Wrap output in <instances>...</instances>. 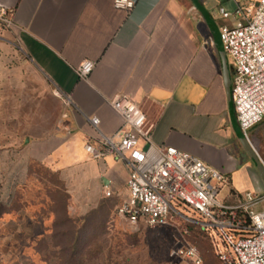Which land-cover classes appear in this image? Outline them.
<instances>
[{"label":"crops","instance_id":"0c3cea01","mask_svg":"<svg viewBox=\"0 0 264 264\" xmlns=\"http://www.w3.org/2000/svg\"><path fill=\"white\" fill-rule=\"evenodd\" d=\"M249 2L135 0L124 10L114 0H0L11 21L0 31V113L15 106L31 130L20 145L0 144V264H67L58 254L62 242L51 239L59 215L51 189L68 194L73 218L127 196L129 168L100 134L121 127L111 104L121 94L154 124V144L175 146L224 174L220 198L236 203L241 193H264L212 30L220 7L234 12ZM84 60L95 62L86 80L77 74ZM8 74H16L17 95H7L14 85ZM86 116L100 118L99 130ZM5 130L1 125L0 137ZM249 132L264 163V120ZM88 143L104 154L94 158Z\"/></svg>","mask_w":264,"mask_h":264},{"label":"built area","instance_id":"2783aa9c","mask_svg":"<svg viewBox=\"0 0 264 264\" xmlns=\"http://www.w3.org/2000/svg\"><path fill=\"white\" fill-rule=\"evenodd\" d=\"M117 9L131 10L135 0H114ZM221 18L236 23L219 27L232 81V101L238 123L248 132L264 120V0L239 5L234 12L220 7ZM11 24L0 10V31ZM95 62L84 60L77 74L86 80ZM111 104L122 118L113 135L100 132L101 141L115 158L126 163L127 196L117 208L120 216L149 228L168 225L176 218L196 224L213 242L222 264H264V193L239 194L236 203L220 198L224 174L175 146L156 145L154 124L131 96H116ZM99 130L100 118L86 116ZM86 150L99 158L104 153L92 144ZM106 195L111 196L109 186ZM172 256L202 264L194 244L176 248Z\"/></svg>","mask_w":264,"mask_h":264},{"label":"rangeland","instance_id":"374dc122","mask_svg":"<svg viewBox=\"0 0 264 264\" xmlns=\"http://www.w3.org/2000/svg\"><path fill=\"white\" fill-rule=\"evenodd\" d=\"M218 14V12L214 13L219 27L224 23H236L234 17L223 19L218 17ZM15 75L8 74L10 79L13 78L14 83L12 88L6 89L8 96L17 95ZM4 108L9 107L4 106ZM2 112L3 114L0 115L6 119L0 121V126L2 125L9 135L0 137V144L2 146L22 144L23 136L31 131L30 127L18 117L15 106H10V111ZM250 135L251 133L248 132V139ZM261 143L264 157V137L261 138ZM258 158L260 159L259 156ZM260 161L264 166L263 161L261 159ZM50 179H53L52 176ZM120 202L112 201L99 205L98 211L101 215L94 216V228L88 229V238H91L92 242L89 249L84 250L87 253L85 264H189L181 257L172 256L174 249L188 244L197 246L203 258L202 264H222L215 253L212 240L196 224H188L180 218L157 228L133 224L118 214L117 208Z\"/></svg>","mask_w":264,"mask_h":264},{"label":"trees","instance_id":"16d2710c","mask_svg":"<svg viewBox=\"0 0 264 264\" xmlns=\"http://www.w3.org/2000/svg\"><path fill=\"white\" fill-rule=\"evenodd\" d=\"M50 192L52 195L55 194V198L57 196L59 198V215L54 222L58 230H53L51 238L55 242L58 240L62 242L58 254L64 256L67 264H85L87 253L84 250L89 249L92 242V239L88 238V229L94 228V216L101 215V213L95 210L85 217L73 218L69 216L67 210L68 194L62 190L54 192L51 189ZM51 208L56 209L57 204L53 202Z\"/></svg>","mask_w":264,"mask_h":264},{"label":"water","instance_id":"95a60500","mask_svg":"<svg viewBox=\"0 0 264 264\" xmlns=\"http://www.w3.org/2000/svg\"><path fill=\"white\" fill-rule=\"evenodd\" d=\"M213 34L216 40V44L218 47V50L220 52V56L222 58L223 64H224V68H225V72L227 74V79H228V94L230 97V100H232V95H231V72H230V67H229V62H228V58L227 55L224 51L221 39H220V31L217 27H213ZM243 145L245 147V149L247 150V152L251 155V157L255 160L257 167L259 169V172L264 180V166L261 163L260 159L258 158V155L256 154V151L254 150V148L252 147V145L250 144V142L248 141V139L244 136L241 137Z\"/></svg>","mask_w":264,"mask_h":264},{"label":"clouds","instance_id":"9594fccd","mask_svg":"<svg viewBox=\"0 0 264 264\" xmlns=\"http://www.w3.org/2000/svg\"><path fill=\"white\" fill-rule=\"evenodd\" d=\"M118 4H119V0H118Z\"/></svg>","mask_w":264,"mask_h":264}]
</instances>
